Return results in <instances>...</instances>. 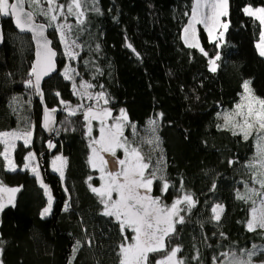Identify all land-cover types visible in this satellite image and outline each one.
Here are the masks:
<instances>
[{
    "label": "trees",
    "instance_id": "1",
    "mask_svg": "<svg viewBox=\"0 0 264 264\" xmlns=\"http://www.w3.org/2000/svg\"><path fill=\"white\" fill-rule=\"evenodd\" d=\"M192 3L98 0L95 6L99 13L88 3L82 25L75 17L67 19L73 25L69 36L80 44L75 58L65 54L59 31L49 27L53 46L59 52V70L45 81L43 89L48 107L59 110L55 132L58 149L54 154L66 157L63 178L51 169L54 154L47 153L49 137L41 128L43 107L35 88L27 85L33 79L29 76L35 59L32 37L18 32L12 17L3 18L0 131L25 130L27 125L35 131L31 145L25 147L21 142L15 149L16 172L7 171L0 157V181L6 187L20 188L14 206L8 205L0 212L3 264H119L120 245L126 243L115 218L103 214L104 204L89 187H100L102 181L89 162L92 138L84 112L69 115L66 111L68 106L83 102L72 81L64 79L66 67L92 85V91L105 94L114 116H119L121 109L126 112L138 132L135 140L159 138L158 148L151 146L156 148L151 156L153 165L161 161L159 167L169 189L162 193V181L154 180L152 195L171 205L190 194L195 204L190 211L181 212L184 223H177L170 238V247L180 248L183 264H219L225 259L220 255L224 252L229 256L235 252L247 260L245 250L252 249L253 244L259 247L252 264L264 262V252L260 251L264 248V229L247 228L252 201L257 205L262 198L249 188L264 193L252 180L253 170L247 167L254 154L253 139L245 141L240 135H232L223 127L221 117L240 102L242 85L248 79L255 93L264 98V56L256 47L262 25L244 12L247 6H263L264 0H228V28L218 41L198 24L199 44L208 56L184 43L183 28ZM36 17L48 24L46 17ZM217 53V68L210 71L208 60ZM32 93L33 106L29 107ZM14 100L21 105L17 110L12 106ZM150 120L156 121L154 133L149 130ZM128 136L134 140L132 133ZM139 146L144 154L149 153V145ZM31 151L38 156L45 154L39 158L53 205L44 217V189L31 171L19 170ZM237 193L245 199H238ZM213 201L224 207L219 221L214 219ZM125 234L131 235L127 229ZM77 241L80 248L74 252ZM153 255L162 258L164 253L150 254V258ZM214 257L219 260L214 261Z\"/></svg>",
    "mask_w": 264,
    "mask_h": 264
},
{
    "label": "snow or ice",
    "instance_id": "2",
    "mask_svg": "<svg viewBox=\"0 0 264 264\" xmlns=\"http://www.w3.org/2000/svg\"><path fill=\"white\" fill-rule=\"evenodd\" d=\"M88 3L89 0H64L63 3L59 0H12V2L10 0H0V16L14 18L15 27L21 33H31L32 39L36 41L35 60L29 72V76L34 77L35 82H33V79H29L27 85L34 87L38 95L42 96L40 90L42 79L56 71L55 57L57 53L50 46L52 41L45 36V26L35 22V15H41L48 19V27H55L60 33L59 38L60 42L65 45V54L75 58L69 45V34L73 25L68 23L54 24V22L60 17H63L65 21L69 17H75L77 24L82 25L84 23L85 6ZM91 3L93 4L92 10L99 13L100 9L95 6L98 0H91ZM26 4L39 11H25ZM45 4L47 7L43 6ZM244 12L249 16H254L260 25L264 26V8L253 11L251 8L246 7ZM227 14L228 0H193L188 23L183 28L185 45L189 48H198L204 56H208V52L200 47L196 25L202 24L207 30L208 36L212 38L215 30L220 28L227 30L228 23L221 20V17L227 16ZM222 36L223 32H220L215 40L218 41ZM2 41L3 33L0 31V42ZM71 43L75 44V41H71ZM128 47H131V45H128ZM256 47L259 49L260 56H264V31L261 32L260 42ZM219 59L220 55L217 53L214 58L208 60L210 71L216 70V61ZM63 76L64 79H72L68 68L64 69ZM80 87L85 89V92L80 94L87 95L89 100H104L105 104L108 103L103 92L96 94L95 97L91 93H87V89L92 85L82 83ZM242 87L244 94L241 95L240 102L236 104L233 112L224 115L223 127L230 130L234 136H242L245 141L250 138L253 139L254 154L247 167L253 170V182L259 184L260 189H264V99L253 95L248 81H245ZM73 88L75 89V84H73ZM61 103H64V101H61ZM52 114L53 112L45 109L43 127L49 131L52 130ZM75 114L76 109L69 112V115ZM109 119L113 120L111 125L107 123ZM84 120L87 122L89 136L92 135V121L99 122V137L93 138L89 143V147L92 149L89 162L93 168L99 167L100 179L103 183L100 188L91 185L89 187L100 198V202L104 204L103 214L114 217L121 234L124 235L126 243L120 245L119 264H183L182 260H176L180 248H171L170 238L176 232L175 225L184 223V217L180 215L181 211H190L195 204L190 194L177 198L171 206L162 205L160 197L150 195L154 180L162 181V193H166L169 189V184L163 175V169L159 167L161 161L153 165L151 156V152L158 148L159 138L145 139L141 137L139 140H135L138 136L136 126L128 121L127 114L123 109L120 110L118 117H112L111 110L107 108L94 111L89 106L84 113ZM148 123L149 130L154 133L156 131V121L150 120ZM125 127L131 129L133 141H129L124 136ZM31 138V130L0 131V145H3L0 157H3L5 162L3 167L7 171L16 172L18 170L12 155L17 147L16 141L22 140L23 145L28 147L31 144ZM134 143L137 146H133ZM143 144L150 146L147 155L142 152L139 146ZM154 144L156 148L151 147ZM48 147L52 148L54 145L49 142ZM117 150H122L123 158L113 161L115 170L106 171L109 161L105 160L101 153H108L110 156L116 157ZM35 160V154L28 152L24 157L25 162L19 170L31 171L39 181L40 187L44 189L47 196V206L41 212V216L44 217L51 213L53 197L50 189L40 177L39 165L34 164ZM57 161H62L60 167L57 166ZM65 163L66 161L60 156L55 157L52 161L53 171L59 172L61 178L64 176L63 164ZM230 163L232 162L230 161ZM18 191H20V188L6 187L0 181V211H3L8 205L14 206L15 194ZM249 191L260 195L262 198L259 208L255 206L256 201H252L251 219L247 222V228L249 231H255L257 228L264 229V193L258 192L255 188H249ZM113 194L116 195V199H113ZM237 198L245 199L240 193H237ZM181 204L186 205V208L179 207ZM65 211H67V207H65ZM212 211L215 214L214 219L219 221L223 207L217 205ZM126 229L131 233L130 236L125 234ZM166 238H169V247L167 248ZM258 247L253 244L252 249L245 250L247 260L243 259L242 256H237L235 252L231 256L227 252L221 253L220 255L225 259L220 260L219 264H252V257L258 254L255 251ZM79 248L80 242L77 241L73 251H78ZM260 251L264 252V248H260ZM157 253H164V255L162 258H156L155 255L150 258V254ZM213 259L214 261L219 260L218 257Z\"/></svg>",
    "mask_w": 264,
    "mask_h": 264
},
{
    "label": "rangeland",
    "instance_id": "3",
    "mask_svg": "<svg viewBox=\"0 0 264 264\" xmlns=\"http://www.w3.org/2000/svg\"><path fill=\"white\" fill-rule=\"evenodd\" d=\"M61 0H59V2H60ZM10 2H12V0H10ZM89 3H91V0H89ZM92 4V3H91ZM45 7H47V5L45 4ZM248 8H251L253 11H255L256 9H258V8H264V5L263 6H258V7H254V6H247ZM227 16H228V14H227ZM227 16H224V17H221V20H222V22H227V20H226V18H227ZM254 17V16H253ZM72 18V17H71ZM69 19V18H68ZM57 24H64V23H67V20L65 21L64 20V18L63 17H60V18H58V20L57 21H55ZM196 29H197V25H196ZM262 31H264V26H262ZM198 32V31H197ZM220 32H223V36L222 37H220V38H223L224 37V33H225V30L224 29H222V28H220V29H217V30H215L214 31V34H213V37H212V39H215V37H217V36H219V33ZM71 41H74V40H72L71 39V37L69 36V45H70V50L73 52V54L75 55V56H77V54H78V52H79V48H80V44H79V42H77V41H75V44H72L71 43ZM260 42V41H259ZM77 45H78V47H77ZM259 50V49H258ZM66 68H68L69 69V75L72 77V79H69V80H71L72 81V83L73 84H75V92H76V94H78L82 99H83V102H81V103H79V104H76V105H73V106H68L67 108H66V111L68 110V113L72 110V109H76V112L77 111H83L84 113H85V111L87 110V108L89 107V106H91L92 108H93V110L94 111H99L100 109H102V108H107V109H109V110H111L110 109V107L108 106V103L107 104H105L104 103V100H99V101H97V100H95V99H91V100H89L88 98H87V95H81L80 93H84L85 92V89H82L81 87H80V85L82 84V83H86V84H89L86 80H84V79H82V78H80L79 77V75L75 72V71H73L72 69H70L69 67H66ZM63 72H64V70H63ZM33 78V77H32ZM34 81V80H33ZM246 81H248L249 82V87H250V89L252 90V93H253V95L255 96V97H257V98H261V99H264V98H262V97H260L258 94H256L255 93V91H254V89H253V87H252V85H251V81L248 79V80H246ZM31 88V87H30ZM87 93H91L92 95H93V97H95L96 96V94H98L99 92H94V91H92V89H91V87L90 88H88L87 89ZM244 94V90H243V92H242V95ZM32 96H33V93L30 95V100L28 101V106L30 107V106H33V100H32ZM105 98H106V96H105ZM107 99V98H106ZM31 103H32V105H31ZM237 104V103H236ZM17 105H18V108H20L21 107V105L19 104V102H17L16 100H14L13 101V104H12V106H13V108L15 109V110H17ZM81 106H83V107H81ZM236 106V105H235ZM235 106L232 108V109H227L224 113H221V117L223 116V122H224V115L226 114V113H232L233 112V110L235 109ZM111 112H112V110H111ZM112 117H118V116H114L113 115V113H112ZM127 118H128V121L130 122V119H129V117H128V115H127ZM107 123L109 124V125H111L112 123H113V120L112 119H109L108 121H107ZM59 124V123H58ZM26 130H31L32 131V138H31V144H32V142H33V139H34V127L33 126H30V125H27V127L25 128V131ZM137 130V129H136ZM9 131H13V130H9ZM131 133V129L130 128H128V127H125V129H124V136L125 137H127L128 139H129V136H128V134H130ZM92 139L93 138H98L99 137V122L98 121H96V120H93L92 121V135L90 136ZM130 141V140H129ZM21 142H23L22 140H17L16 141V145H18L19 143H21ZM30 144V145H31ZM134 146V145H133ZM32 153H34L35 154V156H36V160L34 161V164H38L39 165V172H40V177H41V179L43 180V175H42V168H41V161H40V156H38V154L35 152V151H31ZM14 153H15V150H14V152H13V159L15 160V156H14ZM51 154H54V153H51ZM101 155L104 157V159L105 160H108L109 161V163H108V165H107V168H106V171H113V170H115V166H114V164H113V161H115L116 159H121V158H123V152H122V150H117V156L116 157H112V156H110L108 153H101ZM57 156H60V157H62L63 158V160L64 161H66V157L63 155V154H61V153H57V154H54L53 155V157L51 158V169L53 170V166H52V161H53V159H55V157H57ZM91 156H92V154H91ZM15 163H16V161H15ZM97 163H98V161H97ZM17 164V163H16ZM62 165V161H57V166L58 167H60ZM18 166V165H17ZM65 166H66V163L65 164H63V171L65 170ZM95 170H97L98 171V173H99V175L101 176V173H100V171H99V167H96V168H94ZM58 174H59V172H57ZM60 175V174H59ZM146 175H147V173H146ZM102 183H103V181H102ZM101 187V186H100ZM100 187H96V188H100ZM9 188H14V187H9ZM152 188H153V186H152ZM150 195L151 196H153L152 195V192L150 193ZM15 196H16V194H15ZM154 197V196H153ZM113 199H116V195L115 194H113ZM192 199H193V197H192ZM15 200V199H14ZM193 201H194V199H193ZM161 204L162 205H166V204H164V203H162L161 202ZM52 205H53V203H52ZM183 205L184 204H181V205H179V207H181V208H183ZM217 205H220V206H222L223 207V205L222 204H220V203H218L217 201H213V208L214 207H216ZM167 206H171V205H167ZM256 207L257 208H259L260 207V201H259V203L256 205ZM223 209H224V207H223ZM52 210V209H51ZM1 212V211H0ZM182 212V211H181ZM222 214V213H221ZM180 215H181V213H180ZM213 215H215L214 213H213ZM221 216V215H220ZM177 225V224H176ZM176 225H175V227H176ZM165 244H166V239H165ZM175 248V247H174ZM257 252V251H256ZM176 260H180L179 259V254L177 253V257H176ZM0 262H2V260H1V258H0ZM3 264V263H2Z\"/></svg>",
    "mask_w": 264,
    "mask_h": 264
},
{
    "label": "water",
    "instance_id": "4",
    "mask_svg": "<svg viewBox=\"0 0 264 264\" xmlns=\"http://www.w3.org/2000/svg\"><path fill=\"white\" fill-rule=\"evenodd\" d=\"M25 11H32V10L28 7L27 4L25 5ZM3 18H4L3 16H0V31H2V33H3V41L0 42V48H1V46L3 45L4 41H5V35H4V30H3ZM12 20H13V25H14V27H15L14 18H12ZM35 22H36L37 24H43V25L45 26V36H46L50 41H52V44H51L50 46H51V47L53 48V50L56 51V53H57V56L55 57L56 71L52 72L50 76H46V77H44V78L42 79V81H41V85H40V90H41V92H42V96H41V95H38L37 92H36L37 99L39 100L41 106L43 107V113H42V118H41V128H42V130L46 133V135L49 137V140H48V142H47V153H55V152L57 151V149H58V145H57L56 140H55V132H56V129H57V127H58V123H59V118H58V116H59V110H58L57 108H50V107H48V105H47V103H46V99H45V94H44L43 86H44L45 81H47L49 78H51L53 75H55V74L58 72V70H59V67H58V56H59V52H58V49H56V48L53 46V39H52V38L50 37V35H49L50 28L48 27V24H47L46 22L39 21L38 18L36 17V15H35ZM15 29H16L18 32H20L19 29H17L16 27H15ZM20 33H21V32H20ZM21 34H29V35H31V37H32V34H31V33H21ZM32 42H33V45H34V48H35V52H36V41L32 39ZM128 45H130L129 42H128ZM131 49H132L133 51H135V49H134L133 47H131ZM34 60H35V59H34ZM33 80H34V77H33ZM34 82H35V81H34ZM45 109H47V110L50 111V112H53V114H52V120H53V123L51 124V128H52L51 131H49L48 129H45V128L43 127ZM53 110H55V111H53ZM49 142H51V143L54 145V147L49 148V147H48ZM44 155H45V154H41V155H40V158H43Z\"/></svg>",
    "mask_w": 264,
    "mask_h": 264
}]
</instances>
